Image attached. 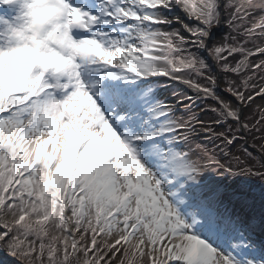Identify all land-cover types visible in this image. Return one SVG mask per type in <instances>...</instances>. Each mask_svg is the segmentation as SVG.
<instances>
[{
    "label": "rangeland",
    "instance_id": "374dc122",
    "mask_svg": "<svg viewBox=\"0 0 264 264\" xmlns=\"http://www.w3.org/2000/svg\"><path fill=\"white\" fill-rule=\"evenodd\" d=\"M164 2L165 0H160ZM189 3V2H188ZM216 0H198L195 2V8L198 13L202 16L206 17L207 14L211 17V22L215 23L216 21ZM255 4V2H253ZM237 2H234L227 10L228 20L232 21L233 18L237 15H240V12L237 10L240 7H237ZM264 6V4L262 3ZM136 11L138 9H135ZM244 14L247 15V20L252 21L253 23L258 24L259 27L264 25V11L261 7L257 6L256 8H251L243 11ZM256 15H259L256 17ZM256 17V18H255ZM133 31V40L131 41V47L137 49L142 48L146 49L147 46L151 42H155L161 45V47L169 48L170 44L173 43V37H171L168 32V27H162L158 29H154L153 31H146L143 28L140 31L133 27L131 28ZM261 34L264 35V29H261ZM147 34V38L141 39L137 35L138 34ZM189 36V35H188ZM178 42L177 39H175ZM257 45H254L252 41H250V34L245 32L243 27H238L236 31H229L227 28L225 32L220 34H215L213 38L209 39V46H227L229 51L225 52L226 62H228L233 71L225 74L224 77H221L224 85L230 84L232 89L235 90L237 94L243 99L244 105L246 106L244 109V116H252L257 117L260 113V108L264 106V98L256 97V94L263 90L264 88V68L261 70H257L254 68V63L259 58L251 57V64L248 67L241 66V58L243 56L242 51H252L254 49L263 47V39L259 38L256 40ZM178 47L179 45H175ZM149 62L152 63L153 59L150 57ZM188 66H192L193 63L190 61L186 62ZM190 78H194V74L188 73ZM210 77V76H209ZM198 89L207 90L211 92L214 91L212 82H209L205 79H200L198 81ZM215 93V91H214ZM158 94H154L152 90H147L144 93V97L152 98L153 96L157 97ZM159 96L166 97L167 100L170 99L169 94H165V92L161 93ZM143 98V97H142ZM141 98V99H142ZM173 99V98H171ZM140 99L138 100V102ZM193 104L190 107V110L199 115V118H204L208 116L209 120H214L211 117L209 112H206L202 109L206 104H212L210 101H204L202 98V93L197 92L196 99L193 100ZM224 101L228 100L224 98ZM142 103L146 102V99L141 100ZM151 104H154V101L150 103V105L146 106L147 111L148 108L151 107ZM199 104L198 106H196ZM229 106L234 108L235 106L230 103ZM187 108V107H186ZM183 111V110H182ZM181 111V112H182ZM151 114H144V118L148 121V118L151 117ZM181 121L176 118V116H172L170 119L164 121H154L150 120L147 122V125L151 123L153 125L154 130H160L167 126H173L175 124L180 123ZM235 126V125H233ZM219 131V128L217 129ZM155 132V131H153ZM255 142L263 147L264 150V123L261 126V129L256 130L254 132ZM229 137V135L227 136ZM233 145L229 144L227 139H224L220 144L223 149H226L228 145L230 148L229 157H224L219 149L216 147L215 154L220 161L224 165H228L236 171L237 163L232 158V155L240 154L242 158H245V162L250 164V160L245 157L242 151L237 150L238 141L232 139ZM183 142H175L172 139L166 140L164 143L155 145L152 149L154 151H164L166 149H170L172 146H176L170 152L165 154L164 161L165 163L175 166H182L185 172V176L183 179L179 181V184H184L187 182L186 178L189 177V174L186 171L190 168H193L192 161L193 156L189 155L190 152L183 151ZM190 143V142H187ZM186 143V144H187ZM28 147L23 145L22 143L15 144L12 146V143L9 141L6 149H11L12 151H16L21 154L23 151H26ZM166 148V149H164ZM212 148V146H211ZM89 154L87 152L81 161V174L79 175L74 187L71 191V197H73L77 192L83 191L81 199L78 201H71L67 198L63 203L65 206V211H62L63 205L62 202L60 204L57 203L55 207H50L48 201L50 200V196L44 193L43 191V175L41 171L37 172L35 175L31 176L28 180H24L22 187L10 193L9 195V203L7 205L1 206V214H0V238H3L1 241V246L6 249L7 243L11 239V234L7 236L5 232L8 230L7 223L14 222L22 217L27 216L34 222L40 223L50 236L49 238H40L34 236L25 237L24 243L28 246L29 249L32 250L31 256L33 259H40L41 261H49L56 264H66L61 260L59 254L53 257V261H51L49 256V251L38 249L39 241H50L51 238L67 240L71 244H75L77 239L82 235L85 231V224L91 219L95 210H98L100 213L102 212V207L104 208L105 214H107L109 210V206L114 204L113 201H109L107 198L106 192V181L107 173L106 170H101L97 165H90L89 162ZM13 154L7 153L4 155L0 151V169L3 171V177L1 179L0 185L6 181L8 176V170L11 171L12 166L15 164L12 159ZM171 157H176L180 159V164H172L170 161ZM236 160V159H235ZM166 178V183L163 182L164 179H161L160 182L163 185H167V182L170 181L171 171L167 170L162 173ZM90 177V178H89ZM89 178V179H88ZM202 178V177H200ZM185 179V180H184ZM213 179H207V181H212ZM217 186H225L229 190L228 193L221 194L219 197L224 198L227 197L232 200L231 203H228L229 206L228 211L224 214V211H218L215 213L216 218H220V225L218 228V234H214L210 237L211 240V249H207L200 259L198 264H247L255 261L257 264H264V213H259L256 207L250 208L254 213H258L260 215L257 222L253 225L250 224V220L252 219L249 211L246 210L242 206L244 205L242 202V198H240L239 191L236 189L235 183H231L225 179L216 178L211 184H209L208 188L206 186L203 188L205 192H209L214 194V198L216 194L214 189ZM177 191L180 192L181 188L177 187ZM186 197L180 195L179 201L184 202ZM41 205L44 207L41 208ZM231 205L233 207L231 208ZM77 207V214L74 217H71V210ZM241 213L236 220H233V214ZM131 214L134 219H142L144 221V225L141 229L132 232L129 228V224L126 225L125 229H120L117 223L122 226L123 221L122 217L118 216L113 219L116 222H108L104 224L106 230V236H104L101 242L104 240L106 242L114 241V256L116 259H120L122 255V251L125 247V244L122 243L124 241V233L127 232V238L130 239L126 244L130 245L129 254L131 258L134 260V264H148L147 257L149 246L147 241L143 236L148 235L149 231L153 230V224L155 221H161L164 217V213L162 209L155 208L151 204H142L137 205L133 204L131 207ZM46 215L44 219H41L42 216ZM233 222L232 226L227 229V223ZM247 229L250 231L247 232ZM123 230V231H122ZM34 237V238H33ZM100 238L98 235H95V238ZM81 242H90L89 233L83 234L81 238ZM120 242V243H119ZM153 242L155 247L152 249V254L157 256L156 264H193L190 262L183 261L181 259L185 252L188 250V244L183 247H178L177 250L174 249V244H181L175 241L160 239L159 237L153 238ZM243 242L244 244H249L250 252L246 255L239 254L237 250V246H239ZM171 245V246H170ZM170 247L173 250V253L170 254ZM233 249V251H231ZM86 252V253H85ZM84 251L79 252V257L82 259L84 256H90V253L87 252L86 249ZM180 258V259H179ZM68 264H71L70 262Z\"/></svg>",
    "mask_w": 264,
    "mask_h": 264
},
{
    "label": "bare ground",
    "instance_id": "6f19581e",
    "mask_svg": "<svg viewBox=\"0 0 264 264\" xmlns=\"http://www.w3.org/2000/svg\"><path fill=\"white\" fill-rule=\"evenodd\" d=\"M127 31H129V29H127ZM117 74H119V73H117ZM59 98H61V97H59ZM68 102H70V101H68ZM56 109H58V110L60 109V111L62 113H66L67 114V117H69V119L75 120L76 122H78V124L80 123V120L77 119V117H79V116L76 113V110H74V111L67 110V106H65V103L63 101H60V103L57 104ZM55 114L58 115V112L55 111ZM100 132H101V134H106L107 133V129L106 128H98V130L96 131L97 137L95 139V142L93 143V146H97V143H102V146L99 147V149L101 151H103V143H105L106 141L104 140V142H102L101 136L99 135ZM119 140H120L119 138L117 140H115L114 141V144L117 145V143L119 142ZM117 146L119 147L120 152H121L122 144L121 145H117ZM97 155H99V153H97Z\"/></svg>",
    "mask_w": 264,
    "mask_h": 264
}]
</instances>
